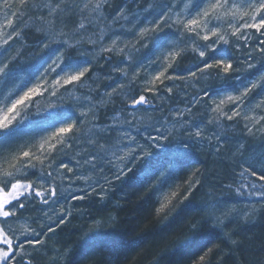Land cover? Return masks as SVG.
Masks as SVG:
<instances>
[{
	"label": "snow or ice",
	"instance_id": "obj_1",
	"mask_svg": "<svg viewBox=\"0 0 264 264\" xmlns=\"http://www.w3.org/2000/svg\"><path fill=\"white\" fill-rule=\"evenodd\" d=\"M134 2L138 11L121 5L115 13H109V0H0V264H33L35 246L45 245V240L51 239L49 234L72 215L71 201L83 200L92 192L103 199L107 186L127 175L138 160L148 158L145 178L163 177L190 161L193 144H211L215 139L214 151L219 153L228 142L217 131L224 129L225 121H235L234 126L241 127L245 137L264 136V0H143L142 8L141 0ZM26 17L38 22L35 31L42 35L35 46L48 50V55L21 76L17 65L27 32L17 20ZM72 17L75 19L70 27L68 20ZM165 29L170 34L157 41L153 56L133 62V54L147 47L146 34ZM140 38H144L142 44ZM102 53L123 59L113 64L112 55L103 57L108 64L105 79L115 83L93 95L88 74L92 57ZM188 55L197 62L181 70L178 61ZM258 64V73L239 75ZM211 78L223 81V86L218 90L199 86L202 79ZM125 81L140 86L127 104L131 118L117 115L111 117V123H101L98 109L125 88ZM176 81H184L192 93L182 90L173 97ZM85 88L87 92L77 94ZM144 92L155 99H174L182 107L170 110L171 120L165 117L141 129L136 122L141 108L146 112L163 111ZM34 97L46 99L43 114ZM201 108L205 118L194 121L193 109ZM85 124L89 125V136L80 151L87 154L75 164L71 159L58 162V157L67 155L74 146L80 147L77 141L84 139L79 133ZM178 124L189 139L171 148L169 154L166 145ZM238 145L236 151L242 156L255 151L244 141ZM88 147L92 151L88 152ZM84 166L86 171L80 170ZM74 168L75 175H69ZM96 173L103 175L94 179ZM236 175L238 179L232 184L220 187L253 207L254 202L264 204V152L241 159ZM199 183L190 181L189 192ZM37 200L46 206L40 211L47 217V226L33 218L20 223L19 228L13 227L20 222L26 205L31 207ZM220 203L206 205L201 211L208 213L205 223L228 240L232 234L224 230L223 216L215 211ZM249 215L246 213L245 219ZM100 243L95 233L86 235L82 250L94 249ZM231 243L235 245L236 241ZM26 245L33 247L29 250ZM110 251L118 253L115 247ZM57 255L67 260L71 249L62 246ZM203 261L204 256H200L195 264Z\"/></svg>",
	"mask_w": 264,
	"mask_h": 264
},
{
	"label": "trees",
	"instance_id": "obj_2",
	"mask_svg": "<svg viewBox=\"0 0 264 264\" xmlns=\"http://www.w3.org/2000/svg\"><path fill=\"white\" fill-rule=\"evenodd\" d=\"M26 32L28 44L35 45L41 35L32 30ZM157 41L135 61L155 52ZM42 58L28 59L31 64L24 72ZM260 68L258 65L251 72L258 73ZM237 140L225 143L219 153L208 152L212 156L210 163L208 160L204 163V157L202 161L190 159L186 165L163 177L145 178L147 163L138 165L133 174L109 193L104 203L90 202L81 207L85 220L69 224L50 236V246L56 251L52 252L53 256L61 258L57 250L67 246L71 255L66 264H195L200 256H204L202 264H264V208L251 225L226 224L224 230L232 234L228 240L218 235L220 230L205 223L208 213L201 211L217 201L221 202L219 208H227L219 198L224 189L220 186L233 183L241 159L264 152L261 147L264 138L247 140L246 147L255 151H248L244 156L233 150L238 146ZM196 180L200 183L188 195L190 181ZM167 186L176 189L178 196L165 209L159 210ZM89 224H97L95 234L101 243L94 249L82 250L86 235L93 233ZM113 247L118 249L115 255L110 251Z\"/></svg>",
	"mask_w": 264,
	"mask_h": 264
},
{
	"label": "rangeland",
	"instance_id": "obj_3",
	"mask_svg": "<svg viewBox=\"0 0 264 264\" xmlns=\"http://www.w3.org/2000/svg\"><path fill=\"white\" fill-rule=\"evenodd\" d=\"M37 2H43V0H37ZM157 3H162L163 0H156ZM109 4L110 7L108 8V12L109 13H115V11L117 10V8H119L121 5H127L128 9H131L132 11H138V7L135 4L134 0H109ZM116 5V6H115ZM139 7H143V0H141V3L139 5ZM75 17H72L71 19L68 20L69 26L71 27L72 23L74 22ZM0 20H3V11L0 10ZM17 24L18 25H23V27L25 28L26 31L28 30H32L35 32V34L38 35H42L40 33H37L35 31V29L38 27V22L33 19V18H25V20L21 21V20H17ZM170 34V30L169 29H165L164 32H158V33H148L147 38V47H140V51L139 52H135L134 55V61L136 60V58L142 54H144L146 51H148L149 48H151V46L153 45V43L156 40H159L161 37H164L166 35ZM144 38H140V42L141 44L143 43ZM15 43V42H14ZM20 45H17V48L19 49ZM139 47V45H138ZM15 54V53H12ZM154 52H150V56H153ZM158 54V53H157ZM42 55H44L45 57L48 55V50L46 49H38L35 45H29L28 42L24 45L23 47V55L20 58V62L17 65L18 70H19V74L21 76L25 75L26 73L29 72V70L25 71V67H30V64L28 61V59L32 58V57H40L42 58ZM66 57L68 55V53L65 54ZM73 57L76 59H79L78 54H76L75 52L72 53ZM105 55H112V62L113 64L119 62L121 59H123L122 56L120 55H113V54H107V53H102L100 56L98 57H92L93 63H92V71L88 74V76L91 77V80H89V84L92 85L94 92L93 95H97L99 92H104L106 89H108L110 87L111 84L115 83V80H108L105 79V75L108 72V64L103 62V57ZM67 59L65 60V63H67ZM197 62L196 58L192 55H188L183 57V59L181 61H178L179 64V68L181 70H185L187 69L189 66L195 64ZM259 65V64H258ZM257 65V67H258ZM154 66V65H153ZM244 68V66H242ZM254 68L250 71H247L248 73H244L243 71L241 73H239V75L243 76H248V75H252L255 73H252L251 71H254ZM24 68V70H22ZM22 70V71H21ZM114 76L117 74H113ZM144 73H141V78L143 77ZM198 75H203L198 73ZM85 79H87V77H85ZM125 88L118 90V92L113 94V99H111L107 104L101 106L98 109V116H99V121L101 123L107 122V123H111V117L113 116H120L121 119H130L131 117L128 116V110H127V104L130 102L131 96L135 95L137 92L140 91V86L137 83V85H129L128 81H125ZM166 83H171L166 81ZM176 86L174 88L173 91V97H175L176 93L181 92L182 90H186L189 93H192L193 89L187 87V84L184 81H176L175 82ZM201 88L203 89H209V90H218L223 86V81L215 79V78H211V79H202L200 81V85ZM161 88L163 86H160ZM83 92H87V88L85 89H81L77 92V94H81ZM144 95L150 97L151 99V103L156 105L157 108H162L163 111H145L143 108H141L137 113H136V122L139 128L144 129V128H148L152 125H155L159 120H161L162 118L167 117L169 120H171V116L169 115L170 110L173 107H182V105H179L175 102V100L173 99L172 102H170L167 99H155L152 98V94L148 93V92H144ZM35 100L39 101V107L42 111L43 114V110L47 107V101L44 98L41 97H34ZM105 99L107 100L108 97H105ZM35 107V105H34ZM199 108V106H197ZM32 109H30L31 111ZM193 120L194 121H201L205 118V111L204 109H200L199 111H197V109H193ZM141 117H143V119H140ZM187 118V117H185ZM225 127L224 129H217V131L220 134V138L224 139L227 138L228 141H231L232 139H238L237 141H244L246 142L247 140H254L257 141L258 139L264 138V136L261 135H256L255 137H245L243 135V132L241 130V127L239 126H234L235 125V121H225L224 122ZM89 125L85 124L84 127L81 129V132L79 133L80 136H82L84 139L82 141L78 140L77 144L80 145V147H75L71 150H69L67 152V155L58 157V162L60 159H71L72 160V164L76 163L77 159H81L83 155H86V152H81L80 149L85 147L87 140H88V129ZM211 127V126H209ZM205 132H208V127L205 128ZM102 134V133H101ZM210 135V133H209ZM189 137H187L186 135L183 134V128L178 124L174 129H172V135L169 137V144L166 145L167 147H169V154H170V149L175 147L177 144H179L181 141L184 140H188ZM237 142V143H238ZM215 143L216 140L214 139L212 141L211 144H208L207 141L200 143V144H193V149H192V160L195 161H202L201 158L204 157V163L205 161L208 160V162L210 163L211 161V154L208 152H211L212 154L217 153L214 151V147H215ZM239 146V145H238ZM237 146V147H238ZM225 147V143L223 144V146L221 147L220 151ZM237 147H235L233 150L235 153H238L236 151ZM88 152L92 151L91 147H88ZM80 153V155L78 156L76 153ZM208 156V158L206 159L205 157ZM148 162V158H144L141 160L136 161L134 164L131 165V171L127 173V175L122 176L119 180H113V183L107 186V193L105 194L104 198L101 199L100 196L97 194V192H92L90 195L85 196V198L83 200H73L70 203V207L72 210V215L68 218V221L63 224L60 225L56 232L59 231L60 229L68 226L69 224L72 223H76V222H80L82 219H84L85 217V211L84 209L82 210L81 207L87 205L90 202H97V203H104L105 199L107 198V196L109 195V193H111V191H113L114 188L118 187V184L120 183V181H122L123 179H125L127 176H129L130 174H133L136 169L137 166L142 164V163H147ZM71 166V165H70ZM80 170L82 171H86V166L82 167ZM65 172L67 171L66 169L64 170ZM77 169L74 168L73 169V173L69 174V175H75ZM102 173H96L93 174V178L94 179H100L102 177ZM109 177H111V173H109ZM235 179H238V176H236ZM77 183H82V181H77ZM65 184H67V181H65ZM57 186H58V191H60V181H57ZM169 187L171 186H167L166 189L164 190V197L163 199L160 201V209L159 210H163L166 208L167 205H170L172 203V201L177 198L178 196V192L176 189H170ZM172 188V187H171ZM194 189L191 190V192ZM99 191V190H98ZM190 194V192H188V195ZM163 195V194H162ZM219 198L221 199L222 202H224L225 205H228L227 208L223 207V208H218L216 211L217 215H221L223 216V220H224V226L226 224H230L229 226H231V222L232 223H236V222H240V223H244L245 225H251L254 223V221L257 218V214L260 212V210H262L264 208V204L262 203H258V202H254V207L253 204H249L248 202H246L245 200H243L240 197L235 196V194L233 192H230L226 189H223L220 192V196ZM42 207H46L43 206L39 203V200H37L31 207H29L28 205H26V211H24L23 216L21 217V220L19 223H14L13 227L19 228L20 223H23L25 220L30 221L33 218H39L41 220V222L44 224V226H47L48 220L47 217H44V214L42 211H40V209ZM246 213H251V215H249L247 217V219H245V214ZM18 215H20V213H18ZM56 217H53V220H55ZM86 219V218H85ZM84 219V220H85ZM37 227H39V225H36ZM97 224H89L88 228L93 231V233L98 232V228H97ZM94 228V230H93ZM97 229V230H96ZM55 232V233H56ZM55 233H50L49 236L54 235ZM49 239L45 240V245H36L35 248L37 249L34 253V259H33V264H57V262H59V264H66V260H64L63 258H56L55 256H53L52 252H56L55 247H53L52 245L50 246V242ZM32 245H26V248L31 250L32 249ZM49 252V253H48Z\"/></svg>",
	"mask_w": 264,
	"mask_h": 264
}]
</instances>
